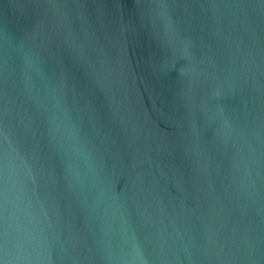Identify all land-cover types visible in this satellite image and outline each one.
<instances>
[{
	"label": "water",
	"instance_id": "obj_1",
	"mask_svg": "<svg viewBox=\"0 0 264 264\" xmlns=\"http://www.w3.org/2000/svg\"><path fill=\"white\" fill-rule=\"evenodd\" d=\"M0 264H264V0H0Z\"/></svg>",
	"mask_w": 264,
	"mask_h": 264
}]
</instances>
